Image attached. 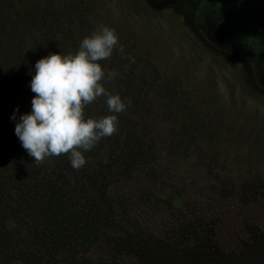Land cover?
Returning <instances> with one entry per match:
<instances>
[{
    "label": "rangeland",
    "instance_id": "obj_1",
    "mask_svg": "<svg viewBox=\"0 0 264 264\" xmlns=\"http://www.w3.org/2000/svg\"><path fill=\"white\" fill-rule=\"evenodd\" d=\"M153 1L0 0L12 21L7 28L15 27L5 31L1 48L0 107L18 101L13 108L22 111L24 93L30 106L35 61L49 52L74 53L83 37L108 26L118 47L99 63L105 73H118L101 81L126 105L117 125L155 158L153 180L165 186L186 167L201 206L184 209L173 203L174 192L149 197L153 192L145 190L144 213L123 207L111 195L122 178L103 160L112 134L83 153L82 167L74 169L69 159L50 167L43 165L48 157L33 161L14 134L12 112L0 108V165L18 167L23 183L34 165L47 171L39 185L30 181L31 189L10 186V192L30 193L42 230L46 218L52 224V183L60 203L74 198L78 205L66 211L64 229L56 223L61 254L43 253V264H264V0ZM98 108L110 114L101 96L85 106V116ZM42 235L44 252L52 242L44 244ZM64 257L71 261L59 262Z\"/></svg>",
    "mask_w": 264,
    "mask_h": 264
},
{
    "label": "clouds",
    "instance_id": "obj_2",
    "mask_svg": "<svg viewBox=\"0 0 264 264\" xmlns=\"http://www.w3.org/2000/svg\"><path fill=\"white\" fill-rule=\"evenodd\" d=\"M117 47L114 30L102 25L83 37L74 53L49 52L35 61L28 82L34 93L30 111L17 118L14 109L10 116L14 134L33 161L66 153L70 165L78 169L85 164L83 153L115 131L116 114L126 105L101 83L118 73L111 69L105 73L99 61ZM101 96L110 114L86 117L85 106Z\"/></svg>",
    "mask_w": 264,
    "mask_h": 264
},
{
    "label": "trees",
    "instance_id": "obj_3",
    "mask_svg": "<svg viewBox=\"0 0 264 264\" xmlns=\"http://www.w3.org/2000/svg\"><path fill=\"white\" fill-rule=\"evenodd\" d=\"M6 9L7 11L9 10V8L7 7ZM5 19L8 18L5 17V12H2V8L0 6V57L2 55V49L4 46L5 31L9 30V33H11L10 31L15 28H7L6 23L11 20ZM8 59L10 60L11 58H7V62L5 63V65L9 62ZM1 94L2 93H0V95ZM26 97L29 96L27 95V93H24L23 106L22 111H19L20 113L30 111V106L28 105ZM0 98L2 97L0 96ZM17 103L18 101L16 103H12V107L9 108H0L4 110L5 113H13V110L16 109L13 107H15ZM19 112H17L16 110L17 116H19ZM92 115L93 117L101 116V109L98 108L95 113H92ZM88 116L89 115H86V117ZM2 121L4 122L3 118ZM117 123L118 121L116 122L117 130L114 131L111 135V145L112 143H115L110 147V149L109 147H107L108 154L105 155L103 160L106 161L107 167H113V169H115L119 173L116 179L122 178V182L120 184L122 185V191L114 185L112 186V188L115 187L117 190H112L111 188V195L119 196L118 199L121 206L128 207V209L131 208L132 210L140 213H144V209L150 207V205H147L146 203L148 202V204H150L146 195H148L149 197H158V192L165 193L168 191L174 192V195L178 194V196L175 198V200L177 201H173V203L177 204L178 206H182L184 209H188L193 206H201V204L197 202V194L200 188L197 182L189 177L186 167L181 170H177V172H175L173 175V179L166 183L165 186L159 180H153V178L149 176V172L150 169H152L151 161L153 160L154 162L155 158L152 159V156L148 152L146 146L142 145L141 140H139V138L135 134H133L129 130H126L125 128H122L120 125H117ZM119 130H122L124 132ZM171 156L175 157L172 152ZM55 157L56 160H59L57 162L56 160L55 162H52ZM48 158L51 160L50 163H43V165H47L50 167L57 166L58 168H60L61 166H65L68 156L66 153H62L56 156H49ZM173 160L175 162L179 161V159H177L176 157L173 158ZM3 165L4 166L0 165V179H3V185L0 187V233H6L0 236V264H43V261L45 260V258L43 259L41 257L43 253L47 257H50V255L53 253H55L56 255L61 254L59 250V248L61 247L59 241L63 243L64 239L61 240L59 230H54L55 228H57L56 223H58V227L64 229L63 226L66 224L64 216L68 215V213L70 212L68 210H70L71 207L74 206L75 208H78V205L74 203V198L69 203H60L57 197L58 192H60V188L52 183V195L55 197V199L53 201L48 200L50 202V209L47 210L48 214H50L49 220L52 221V224L46 218L48 224L46 225L47 227L44 225V230H42L41 227H37L38 223L41 225L42 222H40L36 217L37 212L40 211V208L34 207L36 203H33V199L30 193L28 194V197L24 196L23 198L20 196L17 198V193L15 195H12V193L10 192V186L12 190H14L17 186V188L21 189L20 193H23V190H26V188L31 189L32 185H30V181H34L35 184L38 185L42 183L41 177L43 176V174H47L46 169L41 163L38 164V167L34 165L33 167H35V169H30L27 172L28 177H26L25 179V183L27 182L26 187L25 183H23V181H19L17 178L18 175L15 173V170L18 171V167H16V169L11 167L10 161L3 163ZM40 165L42 166L40 167ZM55 170L59 171L58 169ZM24 171L26 172V170ZM105 173L110 172L108 171ZM110 174L114 176L115 172H113V174ZM99 179H103V177H100ZM72 181L75 180L72 179ZM68 182L69 181L67 180V183ZM148 185L151 186L153 190L148 188ZM145 190H151L154 195L146 194ZM85 192H90V189L88 188ZM36 196L40 197L39 193H37ZM58 204H60V206H58ZM66 211L68 213H66ZM52 228L55 232H57V237L54 236ZM42 231V237L44 238L42 242L44 244H50L49 242H52V246H50L49 250L44 252L41 248L40 243L38 242L39 235ZM15 251L16 253H14ZM47 252H50V254H48ZM97 252L105 254L103 249H99L97 250ZM65 261H71V258L64 257L61 258V261L59 262L63 263ZM105 263L106 261H102V264Z\"/></svg>",
    "mask_w": 264,
    "mask_h": 264
}]
</instances>
